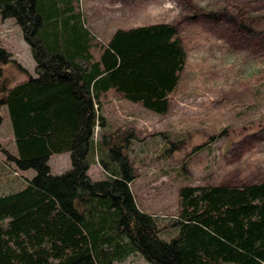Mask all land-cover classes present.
<instances>
[{
    "label": "trees",
    "instance_id": "1",
    "mask_svg": "<svg viewBox=\"0 0 264 264\" xmlns=\"http://www.w3.org/2000/svg\"><path fill=\"white\" fill-rule=\"evenodd\" d=\"M76 2L0 0V14L15 18L42 70L10 88L0 85L16 167L34 170L22 187L0 195V264H108L147 243L160 264H264V179L179 187L170 223L179 248L155 243L150 219L131 203L133 132L119 127L93 142V127L106 124L92 100L99 104L113 90L164 114L184 66L183 45L173 23L117 28L89 62L94 36ZM8 57L0 49V81L7 62L23 71ZM81 60L86 70L76 64ZM92 148L107 174L98 181L85 176ZM62 151L70 168L53 175L45 161Z\"/></svg>",
    "mask_w": 264,
    "mask_h": 264
},
{
    "label": "rangeland",
    "instance_id": "2",
    "mask_svg": "<svg viewBox=\"0 0 264 264\" xmlns=\"http://www.w3.org/2000/svg\"><path fill=\"white\" fill-rule=\"evenodd\" d=\"M76 6L94 34L89 62L98 58V45L115 28L159 22L177 27L185 61L164 114L113 90L101 95L99 104L92 100L95 115L106 124L93 127V142L119 127L132 130L127 150L133 170L131 203L150 219L155 243L177 251L170 223L179 187L264 179V0H77ZM208 12L217 16L208 17ZM0 49L23 70L10 62L2 65L1 86L6 82L10 88L40 72L33 48L12 16L0 14ZM76 64L83 70L88 66L82 60ZM0 117L2 195L22 187L34 170L16 167L14 129L4 104ZM97 161L92 148L85 171L92 181L107 176ZM45 163L56 175L70 168L71 157L68 151L53 153ZM152 256L147 243L108 264H160Z\"/></svg>",
    "mask_w": 264,
    "mask_h": 264
},
{
    "label": "crops",
    "instance_id": "3",
    "mask_svg": "<svg viewBox=\"0 0 264 264\" xmlns=\"http://www.w3.org/2000/svg\"><path fill=\"white\" fill-rule=\"evenodd\" d=\"M84 17H85V16H84ZM85 19H86V17H85ZM118 28H123V27H118ZM128 28H130V27H128ZM115 29H117V28H115ZM115 29H114V30H115ZM89 30H90V29H89ZM114 30H113V31H114ZM113 31H111L109 34H107L108 38L111 36V34L113 33ZM90 32H91V31H90ZM91 33H92V32H91ZM92 35L94 36V34H92ZM108 38H107V39H108Z\"/></svg>",
    "mask_w": 264,
    "mask_h": 264
}]
</instances>
